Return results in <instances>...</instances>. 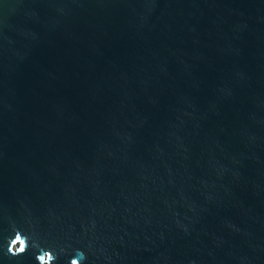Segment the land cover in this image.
I'll list each match as a JSON object with an SVG mask.
<instances>
[{"label":"water","instance_id":"95a60500","mask_svg":"<svg viewBox=\"0 0 264 264\" xmlns=\"http://www.w3.org/2000/svg\"><path fill=\"white\" fill-rule=\"evenodd\" d=\"M0 264H264V0H0Z\"/></svg>","mask_w":264,"mask_h":264},{"label":"snow or ice","instance_id":"6c2138e0","mask_svg":"<svg viewBox=\"0 0 264 264\" xmlns=\"http://www.w3.org/2000/svg\"><path fill=\"white\" fill-rule=\"evenodd\" d=\"M21 251H23V248H21Z\"/></svg>","mask_w":264,"mask_h":264}]
</instances>
